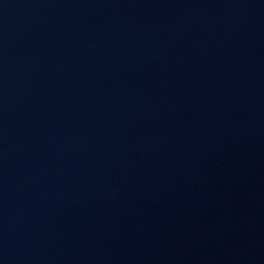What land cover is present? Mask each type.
I'll list each match as a JSON object with an SVG mask.
<instances>
[{"label": "water", "instance_id": "1", "mask_svg": "<svg viewBox=\"0 0 264 264\" xmlns=\"http://www.w3.org/2000/svg\"><path fill=\"white\" fill-rule=\"evenodd\" d=\"M0 264H264V0H0Z\"/></svg>", "mask_w": 264, "mask_h": 264}]
</instances>
